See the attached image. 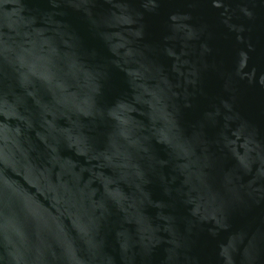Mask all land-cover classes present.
Wrapping results in <instances>:
<instances>
[{
  "label": "water",
  "instance_id": "water-1",
  "mask_svg": "<svg viewBox=\"0 0 264 264\" xmlns=\"http://www.w3.org/2000/svg\"><path fill=\"white\" fill-rule=\"evenodd\" d=\"M0 264H264V0H0Z\"/></svg>",
  "mask_w": 264,
  "mask_h": 264
}]
</instances>
